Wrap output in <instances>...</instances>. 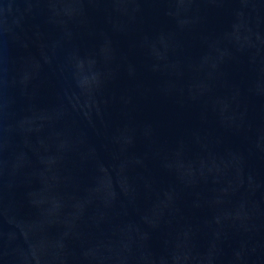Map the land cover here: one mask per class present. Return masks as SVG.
<instances>
[{"label": "water", "instance_id": "obj_1", "mask_svg": "<svg viewBox=\"0 0 264 264\" xmlns=\"http://www.w3.org/2000/svg\"><path fill=\"white\" fill-rule=\"evenodd\" d=\"M0 264H264V0H0Z\"/></svg>", "mask_w": 264, "mask_h": 264}]
</instances>
